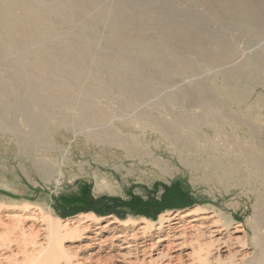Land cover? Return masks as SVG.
<instances>
[{"label":"rangeland","instance_id":"obj_1","mask_svg":"<svg viewBox=\"0 0 264 264\" xmlns=\"http://www.w3.org/2000/svg\"><path fill=\"white\" fill-rule=\"evenodd\" d=\"M0 11V264H165L166 214L197 218L171 251L195 264L215 208L249 239L264 211V0H0ZM117 86L144 95L106 123L125 142L83 137L74 106L126 107ZM141 111L151 119L128 120ZM39 203L56 209L63 259L43 261ZM143 241L154 245L133 246Z\"/></svg>","mask_w":264,"mask_h":264},{"label":"bare ground","instance_id":"obj_2","mask_svg":"<svg viewBox=\"0 0 264 264\" xmlns=\"http://www.w3.org/2000/svg\"><path fill=\"white\" fill-rule=\"evenodd\" d=\"M1 16H5L4 12L1 14ZM8 28H9L8 29L9 33H12L15 35H22L23 33L14 24L9 25ZM47 32H50V31H46V33ZM23 38L27 41V39L30 38V35L24 34ZM84 78H85L84 75L78 78L80 80V83L86 82V81L84 82L82 81V80H85ZM86 79H96V77L92 75L90 76L87 75ZM94 88H95L94 90H97L96 86ZM115 91H117L121 97L128 98V99L125 98L124 100L126 102L125 103L126 107H123V108L113 107L112 108L109 105L101 106V105H97L94 102L93 103L91 102L87 106H83L80 104H78L77 106H74L75 110L77 111V114H79V116L81 117L82 123L80 124L81 125L80 131L84 133V136L82 135L83 137H87L88 139L92 141H99V142H102V141H113V142H118V143L125 142L124 140L126 138H122L118 136V133L112 130L106 123L109 121H112L111 119H113V117L115 116H119V115L122 116V114L125 112L124 110H126L127 112L128 109L132 110V108H135L133 107L134 106L133 103H131L133 98H136L134 100L140 101L142 98H144V95L143 93L134 94L131 91L127 92L126 90H124V88L119 87V86L115 87ZM60 98H62V96ZM63 100H65L64 95H63L62 101ZM147 115L148 114L146 112L141 111L138 114L134 113V114L127 115V116H128V120L130 117L131 120L132 119L138 120V118H142V120L148 121L151 118L147 117ZM116 119L118 118L116 117L115 120ZM174 119L176 120V118ZM153 125H154L153 128L156 127V129L163 130V125H162L161 120L160 121L154 120ZM94 126H99V128H93ZM163 131H166V130L164 129ZM130 140L133 141V139H130ZM34 160H35L36 165L39 167L38 170H41L45 175L49 173L50 171H53L47 162L48 160L46 161L44 159L41 160L37 158ZM158 162L159 161H157V163ZM36 165L35 167H37ZM38 205L41 208V210L49 213L48 220L46 222L47 225L45 227L48 233L46 237L47 247L42 248L43 251L41 250V252L45 253L43 261L53 262L54 260H57V259H61V258L63 259V257L61 256L63 251L58 246H56L57 243H59L63 237L61 235L59 228L55 226L52 222L54 219L53 213L56 211V209L50 203L42 204V205L39 203ZM214 212L215 213L213 214H208L204 216V218L208 220V219H212L214 216H216V213H218L219 218L217 220L215 219L214 221H212L209 225L210 229L208 230L209 234L207 235L209 238L208 241H206L205 243L200 242L201 244H199V247L196 250H193V253L191 255H193V258L195 259V264H264V211L259 209L258 215H256V218L255 219L251 218L252 227H251V235L249 239L246 237V235L245 237H243L238 234L240 231H244L243 224L234 225L231 227L234 221L232 215L225 216L223 215V213H221L216 208ZM191 213H192L191 211L186 212L185 214H183V216H181L182 219L192 215ZM160 217L161 218L159 220V223L163 225L164 228H166V230H163V232L166 234L165 236L160 234L159 239L157 241L159 242L162 239H164L166 241H169V243L164 245L163 249H161V251L158 253L159 259L165 261V264H194V262L193 263L189 262V259L187 258L184 259V256L187 255V253L184 255L183 254H173L171 251L175 246H179L184 243V241H179L178 239L185 236L184 234L186 233L187 228L192 230L196 226L194 221L197 218L195 217L190 218L187 221L188 223L185 224V222L179 219L175 214L173 215L166 214ZM230 227L231 229H229ZM140 229L142 231L145 228L144 226H141ZM144 242L146 244H143ZM248 242L253 247V253L250 256L246 254ZM140 245L153 246L154 243L152 244V243H147L146 241H143L141 244H138V245L134 244L133 246L137 247ZM225 251H228L229 253V258L227 260L222 258L223 256L222 253ZM214 253H216L215 257H214ZM36 254L38 253L36 252ZM72 257L73 255L71 257H65V263L71 264Z\"/></svg>","mask_w":264,"mask_h":264}]
</instances>
